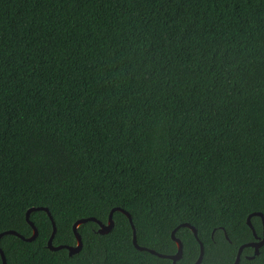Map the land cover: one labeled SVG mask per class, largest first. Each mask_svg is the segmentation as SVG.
Returning a JSON list of instances; mask_svg holds the SVG:
<instances>
[{
  "label": "trees",
  "instance_id": "16d2710c",
  "mask_svg": "<svg viewBox=\"0 0 264 264\" xmlns=\"http://www.w3.org/2000/svg\"><path fill=\"white\" fill-rule=\"evenodd\" d=\"M7 264H234L264 215V0H0ZM251 224L263 237V220ZM246 247L239 264H264ZM0 264H3L0 255Z\"/></svg>",
  "mask_w": 264,
  "mask_h": 264
},
{
  "label": "water",
  "instance_id": "95a60500",
  "mask_svg": "<svg viewBox=\"0 0 264 264\" xmlns=\"http://www.w3.org/2000/svg\"><path fill=\"white\" fill-rule=\"evenodd\" d=\"M36 211H45L48 214L50 220L52 221L53 233H52V235H51V237H50V239L48 241V248L51 251H59V250L66 249L69 252V256H73L75 254L80 253L82 248H83V242H82L81 235L78 233L79 227L82 224H85V223L90 222V221L96 222L99 225L98 233L101 234V235H106V234L110 233L112 231V229L114 228L113 214L116 211H120V212L124 213L128 217V219L130 221V224L132 226V229H133V244L136 247V249L139 250V251H148L149 250V249L140 247L137 244V236H136V232H135V226L133 224V218H132L130 213H128L127 211H125L124 209H121V208H115V209H113L111 211L107 224H104V223L100 222L96 218H88V219H82L80 221H77L74 224V227H73L75 235H76V239H77V244L74 247L73 246H67V245H60V246H55L54 245L53 241H54V238H55V235H56V232H57V228H56V224H55V222L53 220V217L51 215V212L46 207H38V208L33 207V208H31V209H29L27 211L26 220L28 221V223L33 228V235L31 237L26 238L23 235L19 234L18 232L14 231V230H8V231H5L3 233H0V241L6 235L17 236V237L21 238L22 240H24L26 242L35 241L37 239V237H38L39 232H38V229L35 226V224L30 220V216H31L32 212H36ZM254 215L260 216L262 218L263 227H264V215L262 213H254ZM254 215H251V216L248 217L247 223L251 227V229L253 230V233H254L257 241L256 242H251V243H248V244L242 246L239 249V252H238V255H237V258H236V261L234 262V264H239L240 263L241 254H242V251H243L244 248H246V247L254 248L255 256H257L259 254V249L262 246H264V230H263V237L259 238L256 235L255 230H254V228H253V226L251 224V221H250L251 217L254 216ZM182 226L189 228L193 232V234L196 237V239L199 241V243H200V256H199V259L194 264H201L202 261H203V256H204V245L198 238V231H197V229L194 226H191L190 224H183ZM177 230L172 233V239L176 243L177 248H178L176 254H174V255H160V254H158L157 252H155L153 250H150L149 252L154 254V255L159 256L160 258H167V259L171 260L173 262V264H177V262L180 261L182 256H183V243H182V241L180 239L176 238V236H175ZM0 255H1V258H2L3 264H7V260H6L5 254H4V251L2 250L1 246H0Z\"/></svg>",
  "mask_w": 264,
  "mask_h": 264
}]
</instances>
